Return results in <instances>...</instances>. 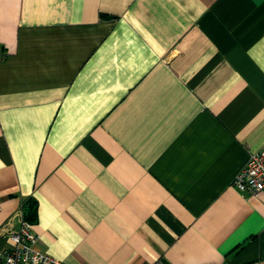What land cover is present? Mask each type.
Instances as JSON below:
<instances>
[{"label":"crops","instance_id":"obj_1","mask_svg":"<svg viewBox=\"0 0 264 264\" xmlns=\"http://www.w3.org/2000/svg\"><path fill=\"white\" fill-rule=\"evenodd\" d=\"M262 148L264 0H0V249L28 201L65 264H264Z\"/></svg>","mask_w":264,"mask_h":264},{"label":"built area","instance_id":"obj_2","mask_svg":"<svg viewBox=\"0 0 264 264\" xmlns=\"http://www.w3.org/2000/svg\"><path fill=\"white\" fill-rule=\"evenodd\" d=\"M233 185L244 195L258 196L264 193V148L252 154L235 177ZM2 206L3 200L0 198V214ZM15 221L19 223L17 229L14 227ZM3 232L11 239V244L0 249V264H65L38 247L40 237L33 224L26 219L23 205L5 225Z\"/></svg>","mask_w":264,"mask_h":264},{"label":"trees","instance_id":"obj_3","mask_svg":"<svg viewBox=\"0 0 264 264\" xmlns=\"http://www.w3.org/2000/svg\"><path fill=\"white\" fill-rule=\"evenodd\" d=\"M24 211H25V217L26 219L30 222L33 223L34 221V215H35V211H34V206L33 204L29 203L28 201H25L24 204Z\"/></svg>","mask_w":264,"mask_h":264}]
</instances>
